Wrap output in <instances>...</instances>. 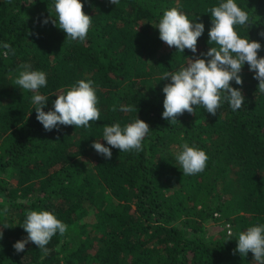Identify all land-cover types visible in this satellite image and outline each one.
Masks as SVG:
<instances>
[{
    "label": "trees",
    "instance_id": "16d2710c",
    "mask_svg": "<svg viewBox=\"0 0 264 264\" xmlns=\"http://www.w3.org/2000/svg\"><path fill=\"white\" fill-rule=\"evenodd\" d=\"M54 2L0 0V264H257L251 252L234 254L239 232L264 224V93L254 72L245 63L242 85L230 82L245 97L236 111L224 101L215 116L196 106L174 124L162 117L171 81L161 78L212 46L208 9L222 0H81L92 16L84 41L57 27ZM235 2L250 16L238 34L259 41L264 56V0ZM174 6L205 26L196 53L159 38L154 26ZM4 43L14 54L4 56ZM25 63L46 73L45 111L77 81L92 80L100 120L46 131L35 93L15 86ZM129 105L135 111L120 110ZM137 116L150 126L142 151L111 148V159L95 151V140L111 147L104 125ZM184 142L206 152L201 173L183 175L176 156ZM28 210L51 211L68 226L46 252L31 241L22 252L13 247L27 237Z\"/></svg>",
    "mask_w": 264,
    "mask_h": 264
},
{
    "label": "clouds",
    "instance_id": "9594fccd",
    "mask_svg": "<svg viewBox=\"0 0 264 264\" xmlns=\"http://www.w3.org/2000/svg\"><path fill=\"white\" fill-rule=\"evenodd\" d=\"M109 2L119 4V0ZM54 8L58 26L56 19H53L52 23L63 30L69 40L84 41L92 24V16L83 11L81 0H55ZM208 12L211 13L212 20L208 31V43L212 46L200 56L189 58V61L181 64L178 70L164 73L161 78V80L170 78L171 81L162 89L164 93L162 117L172 124L185 112L195 113L196 106H203L213 116L217 114L224 101L230 104L233 111L240 109L245 97L241 89L233 87L230 82L234 80L237 85H242L240 73L245 63L254 72V78L259 81L257 89L264 93V56L258 55L261 44L257 40H250L248 36L241 37L236 30L237 26L250 23L248 12L238 6L235 0H222L218 6L210 7ZM43 23H48V20L45 19ZM154 27L159 29L161 41L169 47H175L181 53H184L185 49L196 53L198 38L205 30L203 22L190 20L179 6L164 10ZM259 35L264 37V30ZM3 48L7 50L4 52L5 57L9 51L14 54L8 43H4ZM20 69L15 85L22 90L35 93L32 96V103L36 106V119L46 131L58 129L60 125L87 128L90 127V122L100 120L98 98L92 80L77 81L65 92L56 95L53 108L45 111L48 97L41 95L39 89L47 84L46 73L32 70L28 63L20 65ZM115 110L113 107V111ZM120 110L130 112L135 111V108L130 105L121 106ZM149 131V124L138 116L124 126L119 122L106 124L102 137L111 147L105 146L99 140L93 141L92 147L107 159L112 157L111 148H117L119 152L133 150L140 152L143 150L142 142ZM181 148L176 160L182 168L183 175L201 173L208 161L206 152L196 145L190 146L187 142H184ZM3 211L7 213V205ZM22 227L27 237L14 243L13 247L18 253L24 251L29 241L46 252V246L52 237L57 233L64 235L68 229L64 222L48 210H28ZM2 236L3 232L0 230V238ZM236 240L234 254L238 251L241 257H246L251 252L257 264H264V224L257 223L248 227L246 231L239 232Z\"/></svg>",
    "mask_w": 264,
    "mask_h": 264
},
{
    "label": "rangeland",
    "instance_id": "374dc122",
    "mask_svg": "<svg viewBox=\"0 0 264 264\" xmlns=\"http://www.w3.org/2000/svg\"><path fill=\"white\" fill-rule=\"evenodd\" d=\"M16 86V85H15ZM89 158V157H88Z\"/></svg>",
    "mask_w": 264,
    "mask_h": 264
}]
</instances>
